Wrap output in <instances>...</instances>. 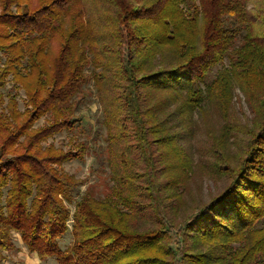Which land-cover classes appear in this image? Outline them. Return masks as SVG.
<instances>
[{"label": "trees", "instance_id": "16d2710c", "mask_svg": "<svg viewBox=\"0 0 264 264\" xmlns=\"http://www.w3.org/2000/svg\"><path fill=\"white\" fill-rule=\"evenodd\" d=\"M0 1V87L12 75L32 105L21 121L16 111L12 123L0 117V263L15 249V231L58 264H264V0ZM226 59L230 68L212 78ZM90 81L113 183L103 197L81 193L53 166L84 156L87 142L68 152L38 146L74 129L81 105L73 100ZM234 84L257 116L234 153L246 156L228 169L224 190L181 224L183 190L170 185L172 157L188 158L175 131L184 125L179 112L212 102L226 115ZM46 114L52 122L30 133ZM64 199L75 208L73 242L63 249Z\"/></svg>", "mask_w": 264, "mask_h": 264}, {"label": "rangeland", "instance_id": "374dc122", "mask_svg": "<svg viewBox=\"0 0 264 264\" xmlns=\"http://www.w3.org/2000/svg\"><path fill=\"white\" fill-rule=\"evenodd\" d=\"M1 9L0 4V11ZM11 11L16 12V6H12ZM124 49L126 50V47ZM5 60L6 54L0 51V71ZM23 67L24 65H21V68ZM224 67L230 68L228 59L213 69L211 77L214 78L218 71ZM229 76L231 77V75ZM230 85L231 83L225 88ZM248 100L240 87L234 84L228 107L229 111L226 115L221 114L213 107L212 102H207L206 105H202L203 107L197 108L194 112L191 109L189 111L188 108H181V113L178 111V119H182L184 125L175 131L180 133L182 137L181 143L185 145L188 153L186 163L180 165L179 161L184 162L185 160L181 155L173 156L171 159L172 165H170V185L174 184V187L176 186L179 190H183L182 206L177 215L179 223L183 224L197 210L220 194L226 185L230 183L228 169L237 170L244 160L245 152L241 153V157L235 156L234 153L239 152L244 142L246 143L249 139L250 134L247 131L255 129L254 124L257 116ZM76 101L81 105V109L75 114L78 120L74 129H65L57 132L44 141L39 142L38 146L42 149L52 146L55 148L54 150L61 149L63 152H68L69 150H77L78 144L87 142L88 149L84 156L59 162L53 164V166L78 180L81 183V193L89 189L93 195L103 197L109 192L113 183L104 155L107 145V132L102 123V106L98 99V92L93 87V82L90 81V84L84 86L83 93L73 100L75 103ZM31 109L30 98L24 85L18 84L14 87L13 78L10 75L6 80L5 86L0 87V117L3 119L5 117L7 121L12 123V112L16 111L21 115L19 118L21 121L29 114ZM189 114H191V121L188 119ZM51 122L52 117L49 114L41 116L32 125L30 133L48 126ZM5 137L6 133L0 132V142ZM185 137H189L187 142H185ZM225 138L228 141L222 145L221 143L224 142ZM21 141L26 143L28 139L24 136ZM173 189L171 190L170 188V192ZM172 194L174 193H170V195ZM64 202L71 209V217L67 222L70 229L59 240L63 249L73 242L71 229L75 208L74 203L69 204L65 199ZM172 235L175 236L174 234ZM12 237L15 249L7 252L6 258L0 264H24V260L19 256L18 250H22L24 247L25 249L28 248L18 232L13 231ZM40 263L58 264L54 257L42 260Z\"/></svg>", "mask_w": 264, "mask_h": 264}, {"label": "crops", "instance_id": "0c3cea01", "mask_svg": "<svg viewBox=\"0 0 264 264\" xmlns=\"http://www.w3.org/2000/svg\"><path fill=\"white\" fill-rule=\"evenodd\" d=\"M19 256L24 260V264H41L42 260L38 256L37 252H31L28 249L18 250Z\"/></svg>", "mask_w": 264, "mask_h": 264}]
</instances>
